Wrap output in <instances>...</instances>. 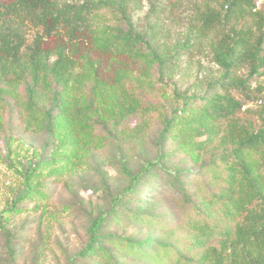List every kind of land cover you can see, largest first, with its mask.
<instances>
[{"label": "rangeland", "instance_id": "374dc122", "mask_svg": "<svg viewBox=\"0 0 264 264\" xmlns=\"http://www.w3.org/2000/svg\"><path fill=\"white\" fill-rule=\"evenodd\" d=\"M221 6L220 0L130 2L136 29L151 40L161 57H169L163 67L155 63L151 70L154 85L147 90L144 104L151 109V119L141 136L124 140L98 127L81 135L62 120L49 131L44 115L34 114L37 120L28 126L23 105L13 99L0 103V264H103V251L118 264H155L152 252L158 244L186 237L178 187L185 185L191 196L202 191L212 170L225 167L221 155L233 146L226 139L225 119L216 123L211 136H194L190 129L163 136L160 121L164 117L179 120L178 111L193 97L227 92L244 101L245 94L228 83L226 68L215 60L214 52L221 37L249 27L251 21L229 19L207 29L205 13L224 14ZM103 13L116 23L112 9L105 8ZM38 33L43 31L32 26L28 41ZM43 37L52 49L67 41L64 30ZM93 43L89 38L71 48L78 65L89 59L106 82L125 71L132 79L127 87L135 88L133 79L143 78L145 64L124 55L104 56ZM233 69L232 75L263 86L260 94L250 92L251 99L244 102L248 109L240 108L239 114L257 129L264 76L250 78L247 62ZM89 87L87 83L70 98L87 103ZM109 109L96 101L93 116L101 118ZM141 113L125 114L118 128L138 126ZM144 218L150 222H143ZM124 240L134 242V250L119 245ZM92 241L98 254L86 249ZM135 249L147 252L146 257Z\"/></svg>", "mask_w": 264, "mask_h": 264}, {"label": "trees", "instance_id": "16d2710c", "mask_svg": "<svg viewBox=\"0 0 264 264\" xmlns=\"http://www.w3.org/2000/svg\"><path fill=\"white\" fill-rule=\"evenodd\" d=\"M76 1L0 0V103L13 99L23 105L28 126L37 120L34 114L44 115L43 124L49 131L55 129V122L62 120L81 135L98 127L124 140L141 136L151 119V109L144 108L147 90L154 85L149 78L151 70L155 63L163 67L169 57H161L151 46V40L136 29L129 10L132 0H83L79 4ZM220 1L224 14L207 11L204 15L207 29L229 19L251 21L249 27L234 29L221 37L214 52L215 60L226 68V80L240 88L245 99L241 101L227 92L193 97L178 111L179 120L164 117L160 121L163 136L180 129H190L194 136H211L216 123L225 119L226 139L233 147L221 155L225 167L212 170L202 191L191 196L185 185L178 187L183 196L184 211L180 218L186 237L158 244L152 252L155 264H264V103L256 111L261 119L257 129L249 119L242 120L239 115L244 102L251 99L250 92L260 94L263 86H252L232 75L233 68L247 62L250 78L264 76V5L257 9L254 0ZM105 8L112 9L116 23L103 13ZM32 26L43 34L38 33L29 42L28 30ZM60 30L66 31V44L54 49L45 45L44 34ZM89 38L104 56L124 55L145 64L143 78L133 79L135 88L127 87L126 82L132 79L125 71L106 82L100 78L98 66L89 59L78 65L71 48ZM87 83L90 84L87 103L70 98L72 92H82ZM96 101L110 107L101 118L93 116ZM138 111L142 112L138 126L118 128L125 114ZM32 171L28 172V178ZM26 196L24 193L22 197ZM143 222L150 219L144 218ZM93 243L86 249L95 255L98 250L94 251ZM123 244L134 250V242L119 241V245ZM135 250L146 257L147 252ZM101 258L103 264H118L111 258L109 261L104 251Z\"/></svg>", "mask_w": 264, "mask_h": 264}, {"label": "built area", "instance_id": "2783aa9c", "mask_svg": "<svg viewBox=\"0 0 264 264\" xmlns=\"http://www.w3.org/2000/svg\"><path fill=\"white\" fill-rule=\"evenodd\" d=\"M254 1H255V5L254 6H256L257 9H260L264 5V0H254ZM257 102L261 103L262 100H258ZM247 107H248V105L245 104V105L242 106L241 109H244V110L248 109Z\"/></svg>", "mask_w": 264, "mask_h": 264}]
</instances>
